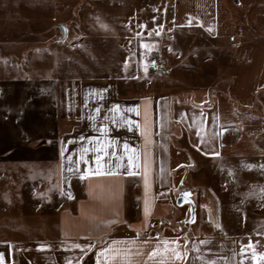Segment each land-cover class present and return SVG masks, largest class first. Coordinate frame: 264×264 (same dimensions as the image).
I'll return each mask as SVG.
<instances>
[{"label":"crops","instance_id":"crops-1","mask_svg":"<svg viewBox=\"0 0 264 264\" xmlns=\"http://www.w3.org/2000/svg\"><path fill=\"white\" fill-rule=\"evenodd\" d=\"M124 1L121 16L108 12L123 19L124 43L139 56L144 50L148 57L171 55L173 77L192 85L130 97L113 72H58L52 87L40 79L0 80V101L9 102L0 107V130L9 132L0 135V157L25 149L34 157L28 162L54 163L53 188L62 202L54 229H44L42 237L0 240V264H240L241 238L222 227L221 207L219 226L203 209L208 226L187 244L163 231L173 216L174 126L203 159L240 158L221 139L226 128L248 127L237 110L252 107L264 89V40L257 38L264 27L255 11L245 19L254 0ZM110 32L97 28L92 34ZM184 50L190 51L186 58ZM183 61L200 70L184 72ZM226 79L234 83L231 95L213 94L214 85ZM240 83L246 87L239 90ZM39 153L41 160L35 158ZM117 157L123 158L120 168ZM109 169L116 174H95Z\"/></svg>","mask_w":264,"mask_h":264},{"label":"rangeland","instance_id":"rangeland-1","mask_svg":"<svg viewBox=\"0 0 264 264\" xmlns=\"http://www.w3.org/2000/svg\"><path fill=\"white\" fill-rule=\"evenodd\" d=\"M124 4V0H0V80L40 79L52 87L58 85V72L68 76L113 72L130 97L192 85L182 76L173 77L171 55L154 52L148 57L144 50L139 56L134 46L124 43L123 19L108 13L113 9L121 16ZM253 11L263 28L264 0L252 1L245 19H251ZM61 24L70 34L64 42L59 41ZM229 27L235 30L234 24ZM97 28H112L113 32L95 36L92 31ZM234 36L228 34L230 38ZM257 38L264 40V35ZM182 53L186 58L190 51ZM197 55L201 64L203 57ZM155 61L169 63L166 74L156 79L149 72ZM182 66L184 72L200 70L187 61ZM233 85L231 79H226L214 85L212 93L230 96ZM244 87L246 83H240L239 90ZM1 103L9 102L0 101V107ZM237 112L248 121V127L242 131L226 128L221 139L222 145L240 156L237 159H203L184 140L182 129L173 127V216L163 233L184 238L187 244L200 228L208 226L203 209L219 226L221 207L224 216L226 213L222 227L241 238L240 264H264L260 258L264 254V89L257 93L252 107L238 108ZM8 133L0 130V135ZM41 155L35 158L41 160ZM31 158L34 157L25 149L0 157V240L36 239L42 237L44 229H54L55 212L62 203L53 188L55 164L28 162ZM186 191L195 192V222H191L189 205H177L179 196Z\"/></svg>","mask_w":264,"mask_h":264},{"label":"water","instance_id":"water-1","mask_svg":"<svg viewBox=\"0 0 264 264\" xmlns=\"http://www.w3.org/2000/svg\"><path fill=\"white\" fill-rule=\"evenodd\" d=\"M60 31H61V37L59 38V41H66L67 37H68V31H67V27L64 24H61L59 26ZM184 193H188L187 196L184 195ZM182 193L178 200H177V205L179 207H184L186 205H189L190 207V214H191V222H195L196 220V206L192 200V197L194 196V191H186Z\"/></svg>","mask_w":264,"mask_h":264},{"label":"snow or ice","instance_id":"snow-or-ice-1","mask_svg":"<svg viewBox=\"0 0 264 264\" xmlns=\"http://www.w3.org/2000/svg\"><path fill=\"white\" fill-rule=\"evenodd\" d=\"M115 122V121H114ZM125 149L128 148V145L125 144L124 145ZM87 151V150H85ZM97 151H100V149H97ZM107 155V153H105ZM113 156H115L116 154L115 153H112ZM218 155V153H217ZM71 158L69 157V160ZM83 159V157H82ZM101 156L97 155L96 156V162H97V169H101L104 167V165L101 163ZM123 159L122 157H117V162L115 163V168H120L122 165L119 163V160ZM129 164L131 165L132 162H133V157L132 156H129ZM109 164H112L113 162L112 161H108ZM264 167V166H262ZM71 171V169H69ZM95 174H98V175H104V174H108V175H115L116 173L114 171H112L111 169H109L107 172H101V171H97ZM185 196L188 195V193H184ZM75 247H81L80 245H75ZM107 250H105L106 252ZM165 251H168V249L166 248ZM174 251V250H173ZM153 255H155V253H153ZM175 255L177 256V258H180V254L178 252L175 253ZM253 258H255V253L253 254ZM261 259H264V254H261ZM211 264H215V262H211Z\"/></svg>","mask_w":264,"mask_h":264},{"label":"built area","instance_id":"built-area-1","mask_svg":"<svg viewBox=\"0 0 264 264\" xmlns=\"http://www.w3.org/2000/svg\"><path fill=\"white\" fill-rule=\"evenodd\" d=\"M231 42L235 41L234 37L230 38ZM169 66L168 62H159L155 61L149 66V72L153 76V78H158L166 74L167 67Z\"/></svg>","mask_w":264,"mask_h":264}]
</instances>
